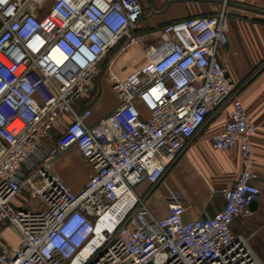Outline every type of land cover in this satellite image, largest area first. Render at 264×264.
Masks as SVG:
<instances>
[{
  "label": "built area",
  "instance_id": "obj_1",
  "mask_svg": "<svg viewBox=\"0 0 264 264\" xmlns=\"http://www.w3.org/2000/svg\"><path fill=\"white\" fill-rule=\"evenodd\" d=\"M142 15L140 0H0V264H264L232 229L261 189L258 125L217 55L229 42L227 0L163 25L160 43L142 48L148 65L123 79L113 62ZM104 75L118 102L90 124L93 109L75 104H95ZM229 101L212 145L238 146L242 164L223 208L185 221L172 190L168 214L155 216L137 186L160 183ZM74 147L92 168L78 191L54 170Z\"/></svg>",
  "mask_w": 264,
  "mask_h": 264
},
{
  "label": "crops",
  "instance_id": "obj_2",
  "mask_svg": "<svg viewBox=\"0 0 264 264\" xmlns=\"http://www.w3.org/2000/svg\"><path fill=\"white\" fill-rule=\"evenodd\" d=\"M140 1L143 15L133 31L136 41L116 55L113 62L114 71L123 79L136 77L148 65L142 48L160 43L163 25L189 16L215 14L224 2V0ZM227 13L229 42L219 49L217 55L237 83L238 96L242 99L248 115L258 125L253 137L254 168L259 175L256 183L261 189L260 199L251 206L254 214L251 217H238L232 229L248 240L264 262V0H227ZM106 83L112 90L110 84ZM100 103L99 96L93 105L89 100H78L75 107L77 110L91 107L93 113L87 122L92 124L117 105L103 110ZM231 108L232 101H229L189 143L160 183L151 185L149 182H143L137 186L136 192L145 199L155 216L162 217L168 214V200L172 190L184 196L185 221L196 219L206 213L213 215L223 208L225 198L221 190L233 185L238 179L242 161L238 146L228 151L217 150L212 145V136L223 128ZM71 159L77 160L85 169L84 178L78 184L71 182L61 171L62 164ZM54 170L68 186L72 185L74 191L85 185L92 174L91 166L75 147L58 157Z\"/></svg>",
  "mask_w": 264,
  "mask_h": 264
},
{
  "label": "rangeland",
  "instance_id": "obj_3",
  "mask_svg": "<svg viewBox=\"0 0 264 264\" xmlns=\"http://www.w3.org/2000/svg\"><path fill=\"white\" fill-rule=\"evenodd\" d=\"M105 68V65H104ZM108 75H104L102 81V88L100 94V104L101 109L108 110L117 104V96L116 94L109 88L108 84L106 83ZM62 173L69 178V180L75 184H78L83 180L85 169L83 165H81L77 160L71 159L68 160L66 163L62 164L61 166ZM66 182V181H65ZM70 186V185H69ZM72 187V185L70 186ZM4 237L12 246H17L19 243V233L15 228H9L5 230Z\"/></svg>",
  "mask_w": 264,
  "mask_h": 264
},
{
  "label": "trees",
  "instance_id": "obj_4",
  "mask_svg": "<svg viewBox=\"0 0 264 264\" xmlns=\"http://www.w3.org/2000/svg\"><path fill=\"white\" fill-rule=\"evenodd\" d=\"M115 52V51H114ZM108 62L105 63V65H107Z\"/></svg>",
  "mask_w": 264,
  "mask_h": 264
},
{
  "label": "bare ground",
  "instance_id": "obj_5",
  "mask_svg": "<svg viewBox=\"0 0 264 264\" xmlns=\"http://www.w3.org/2000/svg\"><path fill=\"white\" fill-rule=\"evenodd\" d=\"M100 238V235L98 236V239Z\"/></svg>",
  "mask_w": 264,
  "mask_h": 264
}]
</instances>
